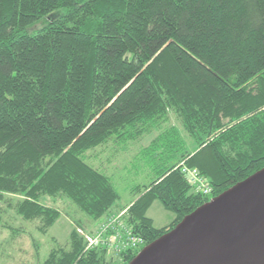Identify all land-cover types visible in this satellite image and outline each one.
<instances>
[{
  "label": "trees",
  "instance_id": "1",
  "mask_svg": "<svg viewBox=\"0 0 264 264\" xmlns=\"http://www.w3.org/2000/svg\"><path fill=\"white\" fill-rule=\"evenodd\" d=\"M171 114L185 136L164 126ZM157 127L133 157L152 177L133 184L123 215L144 245L264 167V0H0V199L21 196L22 220L47 233L60 213L43 196L67 198L91 222L111 213L119 194L87 151ZM154 201L172 213L163 226L146 215ZM75 223L40 264L135 256L85 249L88 228Z\"/></svg>",
  "mask_w": 264,
  "mask_h": 264
},
{
  "label": "water",
  "instance_id": "2",
  "mask_svg": "<svg viewBox=\"0 0 264 264\" xmlns=\"http://www.w3.org/2000/svg\"><path fill=\"white\" fill-rule=\"evenodd\" d=\"M126 264H264V167L184 216Z\"/></svg>",
  "mask_w": 264,
  "mask_h": 264
},
{
  "label": "rangeland",
  "instance_id": "3",
  "mask_svg": "<svg viewBox=\"0 0 264 264\" xmlns=\"http://www.w3.org/2000/svg\"><path fill=\"white\" fill-rule=\"evenodd\" d=\"M166 125H174L185 136L179 120L173 114L170 115L169 121L164 126ZM158 128L153 129L137 141L120 145L108 143L86 153L88 163L97 168L101 164L100 169L110 175L114 188L119 194L118 203L121 205L132 198L128 187H132L137 181L146 183L152 177L150 168L143 165L139 158L134 159L133 157L143 146L149 144L151 137L157 134ZM187 143L188 147L192 148L193 142L188 138ZM21 198L19 195L3 194V198L0 199V264H40L50 249L57 246L56 243L61 246L67 245L69 233L73 228H76L75 222L81 223L86 228L91 225L89 224L90 219L67 198L43 196L40 201L57 209L60 214L48 228L47 233H41L37 229L38 220L25 221L16 214L14 206ZM147 212L157 227L172 219V213L165 210L158 201H154ZM63 220L71 225V230L66 237L62 236L64 235L63 228H65ZM4 225L11 228L4 227ZM97 227L98 223L95 229ZM85 232L87 229L81 233ZM111 256L117 258L114 252Z\"/></svg>",
  "mask_w": 264,
  "mask_h": 264
},
{
  "label": "built area",
  "instance_id": "4",
  "mask_svg": "<svg viewBox=\"0 0 264 264\" xmlns=\"http://www.w3.org/2000/svg\"><path fill=\"white\" fill-rule=\"evenodd\" d=\"M180 170L186 175L191 188L201 195L209 196L211 188L207 180L196 168L180 166ZM125 210L118 213L111 212L99 223L92 233L84 234L85 249H105L108 253H115L120 258L122 252H137L144 246L143 239L134 234L124 220Z\"/></svg>",
  "mask_w": 264,
  "mask_h": 264
},
{
  "label": "crops",
  "instance_id": "5",
  "mask_svg": "<svg viewBox=\"0 0 264 264\" xmlns=\"http://www.w3.org/2000/svg\"><path fill=\"white\" fill-rule=\"evenodd\" d=\"M155 137V135H153L152 137H151V139H153ZM150 139V140H151ZM187 145H188V143H187ZM139 181H137L136 183H134V184H140V183H138ZM131 186L130 187H128V189H129V192H130V194H131V199L127 202V203H124V205H121L120 203H117L116 204V206H114V208H112V212H118V211H121V210H124L125 209V207L134 199V196H133V194H132V191H131ZM116 209V210H115ZM149 209V208H148ZM148 212H146V215L149 217V218H151L148 214H147ZM105 218V216L104 217H102L101 219H98L96 222L94 221V223L93 222H91L90 220H89V224H91L90 225V227L87 229V233H90V232H92L94 229H95V227L97 226V223H98V225H99V223L103 220ZM151 220H152V218H151ZM63 222H64V224H63V226L65 227V228H63V233H64V235H62V236H65L66 237V235L68 234V232L71 230V225L68 223V222H65L64 220H63ZM152 222H153V220H152ZM93 223V224H92ZM168 223V222H167ZM166 224V223H165ZM164 224V225H165ZM163 226V225H162ZM159 227V226H158ZM64 238V237H63ZM111 255V254H110ZM114 259H119V258H115V257H113Z\"/></svg>",
  "mask_w": 264,
  "mask_h": 264
}]
</instances>
